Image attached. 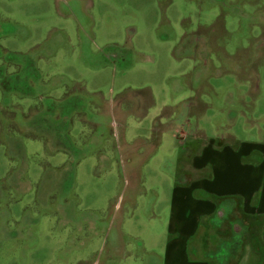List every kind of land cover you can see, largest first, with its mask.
<instances>
[{
	"label": "rangeland",
	"instance_id": "obj_1",
	"mask_svg": "<svg viewBox=\"0 0 264 264\" xmlns=\"http://www.w3.org/2000/svg\"><path fill=\"white\" fill-rule=\"evenodd\" d=\"M228 136L264 140V0H0V264L178 262L172 191Z\"/></svg>",
	"mask_w": 264,
	"mask_h": 264
},
{
	"label": "crops",
	"instance_id": "obj_2",
	"mask_svg": "<svg viewBox=\"0 0 264 264\" xmlns=\"http://www.w3.org/2000/svg\"><path fill=\"white\" fill-rule=\"evenodd\" d=\"M188 135L184 134L187 139L192 138L190 146H195L197 137ZM198 150L188 159L186 180L177 182L172 191L170 232L177 231L180 242L178 245L174 240L169 244V248H177L180 253L179 261L172 264H236L243 254L242 260L246 263L247 258L254 261L262 258L264 140L250 142L228 136L227 140L204 141ZM194 193H200L206 200L194 199ZM232 215H237V220L243 218L252 222H246L247 228L241 231L240 225L230 220ZM253 224L257 225V236L248 232ZM190 239L213 244L211 258L199 255L188 259L186 250ZM220 241L236 243L241 249L239 255L234 256L233 250L217 251ZM204 259L208 262L201 261Z\"/></svg>",
	"mask_w": 264,
	"mask_h": 264
},
{
	"label": "trees",
	"instance_id": "obj_3",
	"mask_svg": "<svg viewBox=\"0 0 264 264\" xmlns=\"http://www.w3.org/2000/svg\"><path fill=\"white\" fill-rule=\"evenodd\" d=\"M218 243L219 244H218L217 251L222 250V249L228 250V251L233 250L234 251V253H233L234 256H238L240 251H241V249L239 247L238 248L236 247L238 245H236V243H233L232 241H220Z\"/></svg>",
	"mask_w": 264,
	"mask_h": 264
}]
</instances>
